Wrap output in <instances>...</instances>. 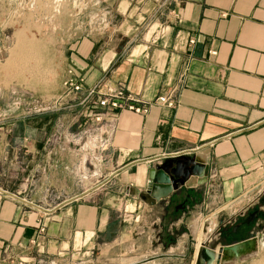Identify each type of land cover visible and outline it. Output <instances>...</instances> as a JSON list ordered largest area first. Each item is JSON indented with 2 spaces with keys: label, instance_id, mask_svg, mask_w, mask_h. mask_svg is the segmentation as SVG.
I'll return each instance as SVG.
<instances>
[{
  "label": "crops",
  "instance_id": "crops-1",
  "mask_svg": "<svg viewBox=\"0 0 264 264\" xmlns=\"http://www.w3.org/2000/svg\"><path fill=\"white\" fill-rule=\"evenodd\" d=\"M137 47L122 57L85 39L63 51L62 83L73 69L83 89L56 99L59 107L70 102L55 121L47 115L43 126H56V136L15 138L44 178L28 172L17 189L0 187V263L37 243L52 254L96 251L91 264H208L205 254L196 256L198 244L217 254L231 243L223 227L257 205L264 193V0H185ZM104 80L147 113H104L97 96L83 103ZM180 155L205 166L206 182L191 178L179 196L154 201L146 193L150 169ZM177 201L185 210L174 209Z\"/></svg>",
  "mask_w": 264,
  "mask_h": 264
},
{
  "label": "rangeland",
  "instance_id": "rangeland-1",
  "mask_svg": "<svg viewBox=\"0 0 264 264\" xmlns=\"http://www.w3.org/2000/svg\"><path fill=\"white\" fill-rule=\"evenodd\" d=\"M10 1L12 8L8 5ZM183 2L185 0L3 1L2 26L6 28L7 38L0 53V137L3 136L0 187L17 189L26 183L28 172L33 173L35 180L44 178L29 166L28 149L22 147L19 140L16 143L15 138L56 136V126L47 129L48 125H43L49 118L55 121L57 113L70 105L63 101L60 108L55 102L65 90L63 83L73 78L70 77L73 69L67 68L69 77L62 83L63 51L77 41L93 39L106 47L105 50L122 53V57L136 54L142 49L137 45L153 39L159 23H165L174 6ZM49 178L47 172L46 180ZM37 230L38 236L44 232L43 226ZM246 241L247 244L238 248V257L225 256L223 263L264 264V235ZM198 248L201 249L199 244ZM13 252L18 259L4 257L0 264H91L97 257L96 251L85 256L73 250L60 254L39 251L37 243L28 250Z\"/></svg>",
  "mask_w": 264,
  "mask_h": 264
},
{
  "label": "water",
  "instance_id": "water-1",
  "mask_svg": "<svg viewBox=\"0 0 264 264\" xmlns=\"http://www.w3.org/2000/svg\"><path fill=\"white\" fill-rule=\"evenodd\" d=\"M206 169L195 156L180 155L173 158H165L160 164L154 165L149 171V181L146 193L156 202L165 203L172 195L179 196L181 189L187 187L191 178H196L197 185L206 182ZM244 240L218 249L217 255L212 249L201 248L198 252L199 258L203 254L208 258V264L218 262L222 254L234 252L237 254L241 244H247Z\"/></svg>",
  "mask_w": 264,
  "mask_h": 264
},
{
  "label": "built area",
  "instance_id": "built-area-1",
  "mask_svg": "<svg viewBox=\"0 0 264 264\" xmlns=\"http://www.w3.org/2000/svg\"><path fill=\"white\" fill-rule=\"evenodd\" d=\"M105 81H99L97 85L89 87L85 92V97L82 100L84 103L88 99L97 96V102L99 108L104 113L117 114L121 111H130L138 115H144L148 111V107L139 105L140 101L130 94H125L120 87H111L105 84ZM63 88L66 93L80 92L83 89L81 81L69 78L63 83ZM158 101L161 104H165L168 107L173 106V102L166 97H160ZM95 120L100 122L102 118L96 116Z\"/></svg>",
  "mask_w": 264,
  "mask_h": 264
},
{
  "label": "flooded vegetation",
  "instance_id": "flooded-vegetation-1",
  "mask_svg": "<svg viewBox=\"0 0 264 264\" xmlns=\"http://www.w3.org/2000/svg\"><path fill=\"white\" fill-rule=\"evenodd\" d=\"M185 201L173 202V207L175 210L186 208ZM223 237L226 234H230V242L240 243L249 238H254L257 236H262L264 232V193L259 198L257 205L248 209L245 215L240 216L235 222H229L223 227ZM238 241V242H237Z\"/></svg>",
  "mask_w": 264,
  "mask_h": 264
},
{
  "label": "bare ground",
  "instance_id": "bare-ground-1",
  "mask_svg": "<svg viewBox=\"0 0 264 264\" xmlns=\"http://www.w3.org/2000/svg\"><path fill=\"white\" fill-rule=\"evenodd\" d=\"M199 250H200V248H199ZM199 250H198V252H199ZM198 252H197V253H198ZM217 252H218V250H217ZM197 253H196V254H197ZM216 255H217V254H216ZM196 256H198V254H197ZM221 256H222V255H221ZM220 260H221V259H220ZM220 260H219V263H220Z\"/></svg>",
  "mask_w": 264,
  "mask_h": 264
}]
</instances>
